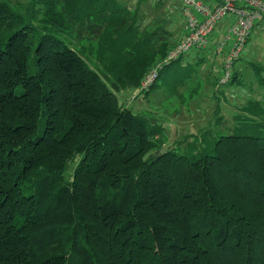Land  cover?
I'll return each instance as SVG.
<instances>
[{"label":"trees","instance_id":"1","mask_svg":"<svg viewBox=\"0 0 264 264\" xmlns=\"http://www.w3.org/2000/svg\"><path fill=\"white\" fill-rule=\"evenodd\" d=\"M140 17L117 0H0V264H264V102L230 103L222 136L215 79L211 121L181 140L120 104L181 35Z\"/></svg>","mask_w":264,"mask_h":264},{"label":"built area","instance_id":"2","mask_svg":"<svg viewBox=\"0 0 264 264\" xmlns=\"http://www.w3.org/2000/svg\"><path fill=\"white\" fill-rule=\"evenodd\" d=\"M177 1L183 21L180 39L166 57L144 75L135 96L152 87L163 67L195 54L220 58L216 88L224 89L232 80L235 64L248 43L264 38V0Z\"/></svg>","mask_w":264,"mask_h":264},{"label":"crops","instance_id":"3","mask_svg":"<svg viewBox=\"0 0 264 264\" xmlns=\"http://www.w3.org/2000/svg\"><path fill=\"white\" fill-rule=\"evenodd\" d=\"M117 1L129 7L131 10L138 11L139 15L141 16L140 20L142 21V23L140 24L139 20L141 28L146 26V23H148L149 26H153V23L155 21V18H153L154 14L149 13V15L145 16L146 14L139 12V3H141V0ZM144 1L147 2V6L151 11H155L157 9L161 12L162 15L164 13L166 14V20H168V30H170L174 35L181 33L183 21L180 17L177 0ZM156 22L157 20L155 21V23ZM219 62V59L214 60L211 56L204 54L186 56L175 62L173 65H171V67H168L162 73L161 78L163 77L164 79L162 84H157L155 88V90L159 91L160 93L155 94L152 97V99H154V101L151 102L152 109L156 111V114L165 117H178L181 115L189 114L199 116L203 115L204 112L209 113V111L214 107V104H212L211 102L212 97L210 94L212 90V83L216 74H218L217 71ZM198 68L200 72L198 71ZM244 73L248 74V71L245 72L244 69ZM237 91L238 90L236 89L235 93ZM235 95L236 94H234V92L229 91L226 93V98H234ZM223 102L226 103V101ZM221 107L222 111H226L229 114L230 105L228 106L226 103V108H224L223 106ZM176 108H179L180 111L176 112ZM172 136L177 137L179 136V134L173 133Z\"/></svg>","mask_w":264,"mask_h":264},{"label":"rangeland","instance_id":"4","mask_svg":"<svg viewBox=\"0 0 264 264\" xmlns=\"http://www.w3.org/2000/svg\"><path fill=\"white\" fill-rule=\"evenodd\" d=\"M12 2H25L27 0H11ZM122 1V0H121ZM127 1V0H126ZM147 2H145L144 0H141V3H139V12H142L144 14H146L145 16L149 15V13H153L155 18L154 20L157 22L153 23V26H149L148 23H146L147 25L144 26L146 27V30H153L154 32H156L158 34L157 37H159L160 39H164L163 33H162V26L166 28V25L164 23V19L167 17L165 15V13L162 15L161 12L159 10H155V11H151L150 8L147 6ZM153 21V19H152ZM226 22V21H225ZM224 22V23H225ZM142 27V29L144 28ZM69 39H67V42L69 43ZM253 62L256 65H260L262 67V69L264 70V38H261L259 40H252L248 43L245 52L243 54V56L241 57V59L239 60V69L240 71H244L245 72L248 71V74L242 72L240 73V85L238 86H233L232 88H228L225 87L226 93L229 91L234 92V94H236L234 96V98L230 97V99L226 98V103L227 105H229L230 103L233 104V102H236V104H243V102L248 99V98H260L263 102H264V89H258L257 85L255 83V79L253 77V73L251 68L249 67L248 64H246L247 62ZM247 70V71H246ZM199 71V68H198ZM200 72V71H199ZM217 76V74H216ZM216 76L214 78L213 81V85L216 79ZM262 82H264V73L262 74ZM163 77L161 79L158 80V83L156 84H162L163 82ZM155 84V83H154ZM153 84V85H154ZM152 85V87H153ZM228 86V85H227ZM152 87L146 92L148 93L150 90V93L147 94H142V95H138L135 96V90L133 88H126L124 90H121L120 92H116V97L119 101L120 104H123L125 107H127L129 110L135 112L136 114L142 113L144 115H147L150 120L154 121V120H160L158 118L159 114H156L152 107H151V102L154 101V99H152V97L155 94L160 93L159 91L153 89ZM236 89L238 90L236 93ZM147 95V96H146ZM134 96V98H133ZM146 97V98H145ZM238 97V98H237ZM232 99V100H231ZM239 99V100H238ZM225 102H223V100L221 101V106H223L224 108L226 105ZM213 109V108H212ZM210 110L209 113L204 112L203 115H199V116H195V115H181V116H159L161 117V119L163 121H168L167 124L165 125L166 128V132H168V134L173 135V133H178L179 136L176 137V139L181 140L182 137H184V134L190 133L191 132H196L194 130H197L196 128H201L204 127L206 124H209V122L211 121V118L213 117L212 111ZM230 109H232V107H230ZM163 110V109H162ZM176 112H179L180 109L176 108L175 110ZM221 114L223 116H225V118H227V121H225V123L223 124L218 123L216 128H215V132L220 134V135H224L227 131L225 130L226 127L230 126V117L228 115V113L226 111H221ZM187 129V130H186ZM188 131V132H187ZM164 132V130H163ZM163 134V133H162ZM155 140H160L159 137H155ZM172 141V140H170ZM193 139L190 137L188 139H186V142L184 143H179L180 149L182 150L183 148L185 149V147H187L188 144H192Z\"/></svg>","mask_w":264,"mask_h":264},{"label":"water","instance_id":"5","mask_svg":"<svg viewBox=\"0 0 264 264\" xmlns=\"http://www.w3.org/2000/svg\"><path fill=\"white\" fill-rule=\"evenodd\" d=\"M164 152V150L163 149H160V153L162 154Z\"/></svg>","mask_w":264,"mask_h":264}]
</instances>
